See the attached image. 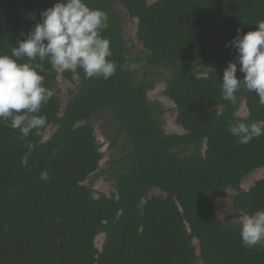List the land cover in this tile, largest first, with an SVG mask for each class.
Masks as SVG:
<instances>
[{"label": "trees", "instance_id": "trees-1", "mask_svg": "<svg viewBox=\"0 0 264 264\" xmlns=\"http://www.w3.org/2000/svg\"><path fill=\"white\" fill-rule=\"evenodd\" d=\"M113 1L87 0L108 14L102 35L110 40L115 74L87 79L82 70L56 73L37 60L52 92L39 113L45 127L23 136L0 120V264H264V244L245 247L240 226L224 224L214 206V198L231 189L237 212L264 209V177L242 189L248 175L264 168V135L244 145L228 131L239 122L264 120V105L243 88L235 103L226 101L221 85L237 56L226 43L237 29H258L264 0H117L137 20V37L147 51L133 60L145 62L142 83L127 69L125 19ZM57 2L0 0V55H10L40 12ZM148 68L170 73L165 95L184 135H167L158 121L163 111L147 98L154 87L147 82ZM75 75L78 91L63 110L55 93L58 79ZM237 77L243 79L239 71ZM242 101L247 118L236 115ZM102 111L110 112L118 129L110 147L117 149L121 136L127 145L102 171L115 181L116 193L95 198L84 183L103 159L91 122ZM49 127L55 131L44 140ZM153 189L165 196L143 203Z\"/></svg>", "mask_w": 264, "mask_h": 264}, {"label": "clouds", "instance_id": "clouds-1", "mask_svg": "<svg viewBox=\"0 0 264 264\" xmlns=\"http://www.w3.org/2000/svg\"><path fill=\"white\" fill-rule=\"evenodd\" d=\"M40 21L10 55H0V120L10 121L12 129L23 136L46 125L39 115L41 107L52 96L44 86L42 63L47 61L56 73L82 70L87 79L108 80L116 71L110 40L102 35L109 27L108 14L91 8L87 0H58L40 12ZM258 29L237 35L225 47L237 50L235 61H229L223 73L222 98L236 102V93L245 89L256 92L264 105V19L256 22ZM26 57L28 62H20ZM38 69L40 71H38ZM243 79L237 77V72ZM228 131L240 144H248L264 135V120L239 122ZM240 238L245 247L264 244V209L238 217Z\"/></svg>", "mask_w": 264, "mask_h": 264}, {"label": "rangeland", "instance_id": "rangeland-1", "mask_svg": "<svg viewBox=\"0 0 264 264\" xmlns=\"http://www.w3.org/2000/svg\"><path fill=\"white\" fill-rule=\"evenodd\" d=\"M147 1L149 4H153L156 0ZM113 3L114 8L125 19L122 30L129 48V62L127 63V69L134 73L133 78L136 82L142 83L146 71L145 62L135 63L133 60L144 58L147 55V51L143 48L137 37V20L130 18L125 7L120 2L114 0ZM187 64L193 65L191 62H187ZM147 70L149 71L147 82L150 84L154 83V87L147 92V98L152 104L157 105L163 111L162 115H157L158 121L167 135H184V129L176 123L177 114L175 105L172 100L165 95L166 80L170 77V73L159 68H148ZM79 85L80 79L77 75L73 77L72 81L65 80L62 76L59 77L55 93L61 99L63 110L70 97L78 91ZM217 111L220 112V109H217ZM236 115L240 118L248 117V110L244 101L241 102ZM91 122L95 130L96 138L101 145L103 159L100 162L99 170L89 176L84 185L93 191L95 198L99 197L101 194L111 197L116 193L115 181L102 171L108 169V163L111 158L115 156L123 146L127 145L126 138L121 136L120 144L117 149H112L110 147L109 137L118 132V129L117 125L111 120V114L108 111L96 113L91 118ZM54 131L55 128L49 127L44 140H48L53 135ZM189 153L190 152H188V154ZM263 177L264 168L254 171L244 179L242 182V189L249 190ZM235 194V191L229 189L221 192L218 197L214 198L216 215L226 225H239L238 217L242 215V213L237 212L233 208L232 198ZM154 196H165V194L158 189H153L149 191L143 203ZM104 241L105 236L100 234L96 239V246L99 250L102 249ZM195 246L199 253V245L197 241L195 242ZM198 264L202 263L199 262Z\"/></svg>", "mask_w": 264, "mask_h": 264}, {"label": "bare ground", "instance_id": "bare-ground-1", "mask_svg": "<svg viewBox=\"0 0 264 264\" xmlns=\"http://www.w3.org/2000/svg\"><path fill=\"white\" fill-rule=\"evenodd\" d=\"M196 242V241H195Z\"/></svg>", "mask_w": 264, "mask_h": 264}]
</instances>
